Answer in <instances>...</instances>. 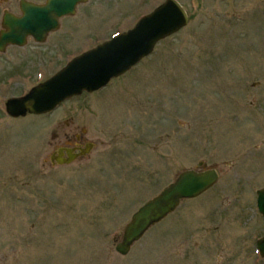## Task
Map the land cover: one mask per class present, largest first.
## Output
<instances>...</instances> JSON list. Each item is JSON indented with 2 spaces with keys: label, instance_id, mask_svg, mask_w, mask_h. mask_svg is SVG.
Masks as SVG:
<instances>
[{
  "label": "rangeland",
  "instance_id": "rangeland-1",
  "mask_svg": "<svg viewBox=\"0 0 264 264\" xmlns=\"http://www.w3.org/2000/svg\"><path fill=\"white\" fill-rule=\"evenodd\" d=\"M9 1L0 0V20L4 9L16 12L19 0ZM164 1L88 0L77 16L88 11V21L40 49L42 74L8 77L22 62L2 65L0 264H264L254 246L264 234L256 207L264 187V0H177L187 25L97 97L83 93L44 116L5 113L8 99L71 59L62 52L77 55L131 29ZM85 35L90 41H78ZM30 51L7 48L0 64ZM89 105L94 116L82 109ZM74 113L75 131L84 128L94 148L87 160L52 166L57 124ZM200 162L217 170V184L182 201L127 256L115 253L131 215ZM179 250L197 253L179 262Z\"/></svg>",
  "mask_w": 264,
  "mask_h": 264
},
{
  "label": "water",
  "instance_id": "water-1",
  "mask_svg": "<svg viewBox=\"0 0 264 264\" xmlns=\"http://www.w3.org/2000/svg\"><path fill=\"white\" fill-rule=\"evenodd\" d=\"M86 0H47L46 6L20 3L25 16L14 17L4 12L0 31V51L9 43L23 45L29 34H38L40 41L49 31L57 28V19L74 12L75 6ZM35 16L36 19H30ZM188 17L176 0H165L153 12L141 18L133 29L115 35L109 42L83 53L49 80L32 88L21 98L9 99L5 104L7 114L13 118L27 114L42 115L83 92H93L107 85L112 78L127 72L143 58L151 55L155 45L187 25ZM42 26L39 30L36 25ZM39 31V32H38ZM37 39V40H38ZM91 146L80 150L79 155L88 153ZM61 151V150H59ZM71 149H65L69 163L73 160ZM78 155V154H77ZM218 181L215 169L198 168L180 172L160 193L148 199L125 225L115 251L126 256L132 245L154 225L173 213L183 200L194 199L209 190ZM257 209L264 220V187L256 192ZM259 256L264 258V236L256 243Z\"/></svg>",
  "mask_w": 264,
  "mask_h": 264
},
{
  "label": "flooded vegetation",
  "instance_id": "flooded-vegetation-1",
  "mask_svg": "<svg viewBox=\"0 0 264 264\" xmlns=\"http://www.w3.org/2000/svg\"><path fill=\"white\" fill-rule=\"evenodd\" d=\"M21 2H23V5H25V4H32V5H37V6H46L47 5V0H19L18 4L13 6L14 10H16V12L18 14H14L16 12H12L9 8L4 9L2 11V14L5 11H7L10 14H12L14 17L23 18L25 16V14L23 12L25 10V8L21 9V7L23 6V5L20 6ZM87 2H88V0H86L83 3L77 4V6H75L74 12H72V14H67V16L65 15V16L59 17L57 19V23H58L57 28L55 30L50 31L49 33H47L42 41H40L38 39L39 36L36 33L34 35H31V34L29 35L28 34L25 37L23 45H21V46L20 45H16L14 43L7 44L5 46V48H4V50L0 51L1 55L5 53L7 48L8 49L9 48H15L16 51H17L20 48L29 47V49L31 51H30L29 54H26L23 57V60H21V61H19L20 60V56H21L19 52L15 53L14 55L6 57L3 61H1L2 64H0V69H2V65L3 64L14 63L17 66H19L21 64V62H22V66L20 68H18V70L16 69L14 71V69H12V71H9L10 75L8 77L13 76L14 74H20V76H23L25 79H27V78L29 79V78H32L33 75L37 76V75L42 74L45 60H43L44 58H43V56H42V54L40 52V49H42V47L44 45H47L48 41H66L69 37H71L72 35H74L77 32L79 30V28H80L79 26H81L82 23H85L86 19L88 21V18H89V17H87V15H89L88 11H85L84 16H82L83 18H80V19L77 18V16H79V13H80V7H82V6L85 7L87 5ZM8 3H9V5H12V1L8 0ZM36 18H35V16H33L30 20L33 21ZM74 19H78V21L73 22ZM35 28L39 30L40 28H42V26L37 24L35 26ZM1 30L2 29H0V31ZM6 30L7 29H4L3 31L7 32ZM90 38L91 37H89V35H85V36H83V38H81V40H78V41H90ZM102 42H104V41H102ZM99 44H100V42H97V43H95V45L90 46L86 50L94 48V47H96ZM58 52H62V50L54 51L53 54L54 55H60ZM62 53H63V55H68L69 54L70 56H72L71 58H74L76 56V54H74L75 53L74 49H70V50L68 49L67 54H65L66 52H62ZM48 60H50V62L53 61V59L52 60L48 59ZM59 70H56V72H58ZM53 72H55V71H53ZM55 73H52L50 76H52ZM125 74H123L121 76H124ZM120 77H118V78H120ZM118 78H116L115 80H118ZM115 80L112 79L107 84V86L112 81H115ZM38 83H40V82H37L36 84H38ZM36 84H33V85L31 84V87L29 88V90H31ZM104 88L105 87H103L101 89H104ZM101 89L98 90V91H101ZM98 91H95V92H92V93H85V94H87V96H89V99H90V97H93V96L97 97L98 95H100V94H96V92H98ZM15 97H17V96H15ZM87 102H88V100L85 101L84 105ZM92 108L93 107L90 108V105L88 107H82V109H88L90 111L91 115L94 116V109H92ZM27 115H30V114H27ZM76 120H78V115H77V113H74L73 115H70L65 120L66 124H65L64 128L60 129V125L62 124V122L57 124V127H56L57 128V134L54 135V137L58 138L59 142H61V143H60L59 146H56L53 149V151L50 153V155H49L50 165H52V166H57V165L58 166H64L65 165L64 161H68L69 160V156H68V154L66 152H64V149H72L73 150V152H72L73 160H72L71 163H77V162H80V161L88 159L91 151L94 148V144L91 143L86 138V130H84V128H83V130L82 129L80 130L81 132L79 134L75 131V130H77L76 128H74ZM88 145H90L92 148L87 154H85L83 156L77 155V154H80V150L84 151ZM59 150H61V151H59ZM60 164H62V165H60ZM191 249L199 250L200 247L194 246V247H191ZM194 253H197V252L179 250V252H177L178 259H177L176 254L173 255V258L176 261L179 260V262H182V260H186V259H189L191 257L193 259L194 258V255H193ZM192 264H194V263H192Z\"/></svg>",
  "mask_w": 264,
  "mask_h": 264
}]
</instances>
